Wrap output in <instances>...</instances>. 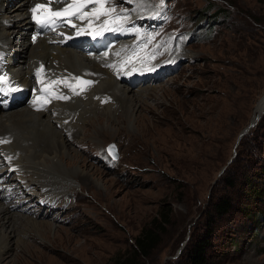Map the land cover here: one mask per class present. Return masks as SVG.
Masks as SVG:
<instances>
[{"label": "rangeland", "instance_id": "374dc122", "mask_svg": "<svg viewBox=\"0 0 264 264\" xmlns=\"http://www.w3.org/2000/svg\"><path fill=\"white\" fill-rule=\"evenodd\" d=\"M116 1L120 12L132 10L136 0ZM159 3L145 0L139 7L145 15L139 10L132 26L140 32L127 33L119 52L134 57L128 67L142 68L143 61L167 68L129 89L136 104L130 120L111 84L123 80L102 89L99 80L87 96L92 104L87 98L62 102L74 117L82 113V121L64 124L72 125L64 138L72 153L61 165L75 184L63 192L39 190L40 204L29 195L32 206L10 208L16 217L50 225L40 232L19 227L29 235L0 264H189L190 242L210 229L204 264H264L263 114L236 144L264 95V0ZM148 36H154L151 43ZM100 92L111 102L93 99ZM108 105L115 118L109 124ZM111 141L117 160L106 152ZM224 196L231 207L218 215L212 205ZM153 219L156 244L143 256L135 252V238Z\"/></svg>", "mask_w": 264, "mask_h": 264}, {"label": "bare ground", "instance_id": "6f19581e", "mask_svg": "<svg viewBox=\"0 0 264 264\" xmlns=\"http://www.w3.org/2000/svg\"><path fill=\"white\" fill-rule=\"evenodd\" d=\"M29 1L30 0H0V75L7 76L8 81L13 87H17L20 90V92L15 95H12V92L8 91L4 85L2 86L3 90H0V139H4L1 134L5 133H9L12 138L9 144H0V157H2L1 149L6 148V146L13 151L19 150L16 151L17 155L14 159L11 161L5 160L3 165H0V260L3 259V256L7 252L11 251L14 243L17 241L20 243L23 242L24 239H22V235H29V233L25 232L27 229L25 231H20L19 227H35L36 231L40 232L44 227L43 225H48V227L50 225L48 222H43L42 224V222L30 219L29 216H24L20 213H18V215H20L16 217L14 216L15 211L10 210L12 206L6 205V202L5 204L3 203L2 197L4 196L5 190L11 188L7 180L9 173L13 171L11 166L22 167L23 171L18 168L14 169V171L20 176H24L25 174V177L31 184L40 183V186H48L46 187L48 189H45V191L50 188L49 191L51 192H63L68 186L75 184L70 174L66 172V169L61 165L63 156H67L70 152L72 153L64 140L68 135V131L64 125L66 123L62 121L66 117H71L68 121L69 123L76 118V123L80 122L82 121V113H77L75 117V113H67L65 111L67 106L64 107V105H62V102L64 104L65 100L52 98L50 102L46 104L47 107L45 105L43 109L34 107L33 101H36L37 105H39L44 101L40 99L37 100L39 95H44L45 99L51 97L52 94L67 95L65 94L67 93L66 87H63L62 84H58L57 86L51 85V77L64 79L68 76L66 75L68 72L69 74L71 73L72 77L76 74L87 77L88 79H93L95 77L96 80H100V89L105 88L106 84L112 82L114 78L115 80L113 81H117L116 79L120 81V78L125 76V72H119L118 74L117 68H109L104 65L119 64L121 67L122 61H125L129 57L121 56L119 52L120 49L124 47V43H117L114 41L118 37L126 38L122 33L118 35V32H107L104 37L96 40L93 39L95 41V47H89L86 41H84L87 39L89 42H93L88 39H92L91 36L75 35L76 46L80 50L62 45L55 39L53 31H43L37 40L33 42V40H31V35L36 34L38 28L31 19L32 8L27 13ZM91 7L93 6L89 5L87 10L90 11ZM133 7L132 10L131 8L128 10L131 20L138 18L139 16L137 17L136 15H138V11L141 10L138 6ZM103 19H105V17L101 18V20ZM59 31L60 28H57V32ZM14 38L19 39L15 44L13 43ZM116 43L117 46L113 47ZM104 52L109 53V59L104 58ZM117 52L120 53L119 56L115 55ZM40 58L45 59L43 61L45 70L38 73L36 66L40 62ZM83 65L90 67L92 71L83 70ZM125 66L126 65L121 68L126 69ZM165 68L167 67L158 65L152 72H143L142 74L141 72H136L131 76L126 75L128 86L124 84L121 86L119 82L111 83L115 85L114 93L117 95V100L122 99L124 102L123 106L129 108V112H126V114H128L126 117L129 118L128 120H130V117L133 115L130 113V110L133 112L136 107V104H133L131 101L130 94L128 95L127 93L129 89H132V85L136 86L139 82L144 83L155 77L157 78ZM38 77H40L41 80L37 81L36 78ZM46 86H48V90L45 89ZM97 89L98 88H96V90ZM91 90H93L92 86L86 88L81 94L88 96ZM21 94H25V98H22ZM136 94L139 97H137L138 99H142L143 92L141 90L136 91ZM79 99L82 100V98ZM87 100L86 103L88 105L92 104L91 95ZM257 105L255 116L264 108V95ZM93 108H95L94 105ZM108 108L109 105L104 107L107 112V122L109 124L114 121L115 118ZM4 109L6 112L2 111ZM78 110L80 109L78 108ZM48 131H50L52 138L56 139L55 141L47 134ZM70 135H72V133L68 136ZM26 141L29 143H26ZM71 173L76 175L72 170ZM14 188L23 189L22 185L19 186L18 182L15 183ZM30 229L33 232L32 228ZM13 237H15V241L11 243L10 241H12Z\"/></svg>", "mask_w": 264, "mask_h": 264}, {"label": "snow or ice", "instance_id": "6c2138e0", "mask_svg": "<svg viewBox=\"0 0 264 264\" xmlns=\"http://www.w3.org/2000/svg\"><path fill=\"white\" fill-rule=\"evenodd\" d=\"M64 0H48L47 4L37 3L35 7L31 9V19L35 23L38 28L36 34L32 36L33 42L37 40L40 34L43 31H55L58 27H70L76 29L75 35H89L92 39L96 40L98 38L104 37L107 32H121V33H139L140 29L132 26L131 16L128 14V10H121L117 12L115 7H105L106 4L110 2V0H71L70 3H67L65 7L60 8L59 10H52L49 5L53 3H62ZM129 3L132 0H128ZM137 6H144L145 0H136ZM165 0H160L159 5L157 7H162L164 5ZM89 5H92L91 10L88 11ZM159 16V12L155 13L153 16L149 18H156ZM102 17L105 19L101 20ZM75 21L85 22L81 26L80 24L75 23ZM127 25V26H126ZM60 36L64 37V40H61L60 43H63L65 40L72 39L71 36L65 35L63 32L58 33ZM154 39V36H148V42ZM54 42V41H53ZM146 48L147 45H144ZM123 51V49H122ZM109 55L108 52H104L103 56L107 57ZM115 55L119 56L120 53L117 52ZM134 57H128L125 61H122L121 67L126 64H131L133 62ZM150 59H155V56L150 57ZM142 68L133 67L131 71L125 72L124 74L127 76L133 75L136 72H152L155 69L152 67H148L145 62L141 61ZM105 67L109 68H117L116 64H105ZM41 69H43V65H41ZM41 69H38V73ZM119 74V69H117ZM69 77L73 80H76L80 86L79 91H77V86L68 83V78L57 79L51 81V85L55 86L58 84H64L65 87H68L72 90L73 95H80L83 91L86 90L87 86H90L93 81L83 80L81 77H72L69 74ZM8 77L4 75H0V90H3L2 86L5 83H8ZM19 88L12 87L10 91H18ZM59 99V100H70L71 97L67 95H55L52 94L51 97L44 99L43 103L37 105L36 101H33V106L38 107V109H43L47 103L50 102V99ZM40 97H37L39 100ZM67 123V121H65ZM10 141L0 139V144L9 143ZM114 145H110L108 148L109 154L112 156V159L115 160L117 157L114 154ZM6 159L11 160L12 157H6Z\"/></svg>", "mask_w": 264, "mask_h": 264}, {"label": "trees", "instance_id": "16d2710c", "mask_svg": "<svg viewBox=\"0 0 264 264\" xmlns=\"http://www.w3.org/2000/svg\"><path fill=\"white\" fill-rule=\"evenodd\" d=\"M215 5L214 2L210 6ZM223 8L218 6V13L223 12ZM225 14V13H224ZM227 15V14H226ZM218 16L216 15L215 19ZM255 21H258L257 18L253 17ZM264 113L260 119H262ZM243 137V136H242ZM241 137V139H242ZM226 167V166H225ZM225 171V168L223 172ZM233 183V181H230ZM259 191L262 192V189L259 188ZM216 214L221 215L226 213L231 207V198L229 196H224L221 199L215 201L212 205ZM213 218V217H212ZM212 218H210V224L212 223ZM153 220L150 221L148 227L141 229L140 234L135 238L136 250L135 252H140L143 256H147L151 249L156 244V229L153 225ZM211 232V229L208 230L206 234L198 235L194 240H192L186 250V258L189 264H204L206 261V249L209 243L208 235Z\"/></svg>", "mask_w": 264, "mask_h": 264}, {"label": "water", "instance_id": "95a60500", "mask_svg": "<svg viewBox=\"0 0 264 264\" xmlns=\"http://www.w3.org/2000/svg\"><path fill=\"white\" fill-rule=\"evenodd\" d=\"M264 112V108L262 109V111L257 114L256 116L252 115V117L250 118L249 122L239 131L238 135H237V139H236V144L238 143L239 139L246 133L248 132V130L257 122V120L259 119V117L263 114ZM110 145H114L113 142L109 143L108 148ZM115 146V145H114ZM114 154L116 155V157L118 156V153L116 152V148L114 147L113 150ZM235 153V151H234ZM225 168V166L222 167L221 171H223ZM220 171V172H221Z\"/></svg>", "mask_w": 264, "mask_h": 264}]
</instances>
